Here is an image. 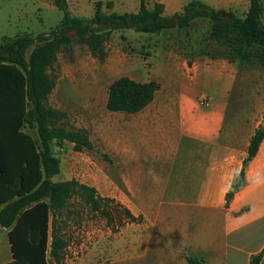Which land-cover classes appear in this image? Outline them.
Returning <instances> with one entry per match:
<instances>
[{
    "label": "crops",
    "instance_id": "1",
    "mask_svg": "<svg viewBox=\"0 0 264 264\" xmlns=\"http://www.w3.org/2000/svg\"><path fill=\"white\" fill-rule=\"evenodd\" d=\"M156 1L172 16L195 0ZM199 1L216 10L242 2ZM238 73L233 64L210 57L191 65L181 59V76L174 70L164 76L147 108L120 113L129 116L115 134L116 169L128 190L127 195L118 188L120 201L181 206V217H171L177 228L156 235L146 252L131 245L123 263L152 255L155 264H189L179 258L181 246L204 264H251L264 253V139L245 170L246 186L230 203L226 199L252 138L264 127L262 87L248 95L250 87L237 83ZM9 231L0 226V237L6 236L0 264L14 261Z\"/></svg>",
    "mask_w": 264,
    "mask_h": 264
},
{
    "label": "rangeland",
    "instance_id": "2",
    "mask_svg": "<svg viewBox=\"0 0 264 264\" xmlns=\"http://www.w3.org/2000/svg\"><path fill=\"white\" fill-rule=\"evenodd\" d=\"M158 2L147 0V5L152 9ZM68 4L72 15L83 19H92L98 12L124 14L140 10L139 0H68ZM248 8L249 0H242L225 10L244 18ZM62 18L55 0H0V44L18 36L48 33ZM222 32L219 33L214 23L197 19L189 28H175L161 34L115 31L96 55L81 40L59 49L57 62L50 70L56 85L48 105L60 112V124L68 130H86L93 148L80 153L69 142L62 148L55 146L61 172L53 180L75 179L95 188L103 200V209L94 211L80 197H74L57 217L66 244L61 264H155L152 255L143 261L123 262L131 245L146 252L156 235L177 228L171 217H181V206L130 205L120 201L118 188L126 190L116 169L119 156L114 147L115 134L117 126L120 130L123 119L128 121L129 116L108 111L109 87L121 77L161 83L171 70L181 76V59L191 65L210 57L214 62L233 64L239 72L237 83L250 87L248 95H257L252 92L254 87H262L259 95L264 101V52L253 49L244 56L235 49L239 46L231 44L234 34L226 28ZM68 35L77 36L75 31H69ZM185 71L192 74L189 68ZM25 131L38 140L36 130L26 127ZM0 238L3 246L5 234ZM176 250L181 261L186 262L189 253L185 247ZM47 257L55 263L50 250Z\"/></svg>",
    "mask_w": 264,
    "mask_h": 264
},
{
    "label": "trees",
    "instance_id": "3",
    "mask_svg": "<svg viewBox=\"0 0 264 264\" xmlns=\"http://www.w3.org/2000/svg\"><path fill=\"white\" fill-rule=\"evenodd\" d=\"M139 1L140 10L136 13L98 12L92 19H83L72 15L68 0H55V6L63 13L56 28L37 37L18 36L0 44V226L10 230L14 259L10 264H53L47 257L49 250L54 264H61L66 244L57 217L74 197H80L94 211L103 209V200L95 188L75 179L53 180L61 172L55 146L62 148L69 142L80 153L93 148L86 130H68L60 124V112L48 105L56 85L50 70L61 47L81 40L96 55L115 31L161 34L189 28L197 19H205L214 23L219 33L224 28L233 33L231 44L239 46L235 49L240 54L246 56L253 49L264 52L262 0H250L244 18L199 0L172 16L166 15L163 3L150 9L147 0ZM69 31H75L77 36H69ZM158 89L159 84L154 81L143 83L121 77L109 87L107 109L113 113H138L153 102ZM26 127L36 130L38 140L25 131ZM263 139L261 127L251 140L243 170L235 176L227 194V204L246 186L245 170ZM263 255L253 257L251 264H261ZM187 261L204 264L194 258Z\"/></svg>",
    "mask_w": 264,
    "mask_h": 264
}]
</instances>
